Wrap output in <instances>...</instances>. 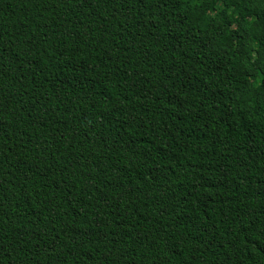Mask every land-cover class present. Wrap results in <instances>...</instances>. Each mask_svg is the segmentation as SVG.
Here are the masks:
<instances>
[{"label": "trees", "instance_id": "1", "mask_svg": "<svg viewBox=\"0 0 264 264\" xmlns=\"http://www.w3.org/2000/svg\"><path fill=\"white\" fill-rule=\"evenodd\" d=\"M0 264H264V0H0Z\"/></svg>", "mask_w": 264, "mask_h": 264}]
</instances>
